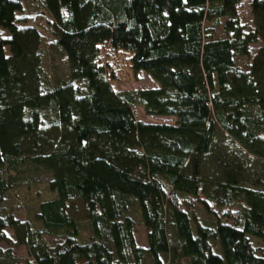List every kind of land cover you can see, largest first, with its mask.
Segmentation results:
<instances>
[{
	"label": "trees",
	"instance_id": "16d2710c",
	"mask_svg": "<svg viewBox=\"0 0 264 264\" xmlns=\"http://www.w3.org/2000/svg\"><path fill=\"white\" fill-rule=\"evenodd\" d=\"M240 1L42 0L69 66L50 85L41 32L18 20L26 0H0V205L44 172L56 193L32 220L1 207L0 264H264V0H251L255 30ZM222 17L217 38L205 21ZM120 52L159 87L115 91L104 56ZM136 105L176 121L137 119Z\"/></svg>",
	"mask_w": 264,
	"mask_h": 264
},
{
	"label": "rangeland",
	"instance_id": "374dc122",
	"mask_svg": "<svg viewBox=\"0 0 264 264\" xmlns=\"http://www.w3.org/2000/svg\"><path fill=\"white\" fill-rule=\"evenodd\" d=\"M250 4L251 0H241L236 5V11L239 15L241 23L245 25V28L247 30H255L256 23L251 11ZM41 8H43L42 0H26L24 13L18 12V20L21 21L22 16L26 15L28 16V18L25 23L35 26L40 30L42 36L41 47L45 52L42 60L44 75L49 81L50 85H55L57 78L66 79L69 77V66L65 53H63L61 50H59L58 47L53 45L51 29L47 24L46 18L43 16V14L37 12ZM226 20L227 17H222L219 23H217L215 19H212L211 21L208 20L205 21V27L207 29H212L215 33V37L224 38L225 34L223 26ZM19 24L22 25L24 24V22ZM0 35L3 38L11 37L9 32L4 29L0 30ZM261 45L262 39H259L257 43L250 44V54L248 56L238 57V65L243 69H248ZM4 51L6 55H10L9 46H4ZM104 57L107 58V61L112 64L110 70H112L114 73L113 87L115 91L121 92L126 90H136L140 88L143 89L159 87L158 82L147 72L143 70L137 73L133 72L129 67V62L127 59L128 57L126 54H123L121 52L112 53L109 57L107 54ZM84 81H79L77 82V84L81 88H85L86 81L85 83ZM133 110L135 111L137 119L147 122L174 123L176 121L175 117L146 115L143 107L140 105L134 106ZM38 176L39 179L37 180L34 179L24 181L19 186L11 189L7 193L3 204L0 205V213H2L1 207L12 208L16 218L20 219L21 221L32 220L41 202L56 198V193L52 192L49 187V180L51 178V175L44 172ZM71 208V212L76 217V219L83 225L87 224V212L84 208V205L79 202V200L75 199L72 200ZM225 210L226 209L220 210V214ZM200 215L204 220L208 222H214V218L208 215L202 209H200ZM136 220L138 221V217H136ZM135 231V236L138 240V243L141 246H147V231L145 227L138 224ZM8 232L10 235H12L10 231ZM87 233L88 229L87 232H85V235H87ZM84 239L87 240L88 237L85 236ZM254 240L264 242L260 239ZM213 243L214 251L224 257L220 242L214 241ZM14 252L23 260V262L31 260L26 246L16 247L14 248ZM147 264H150V261H147Z\"/></svg>",
	"mask_w": 264,
	"mask_h": 264
}]
</instances>
